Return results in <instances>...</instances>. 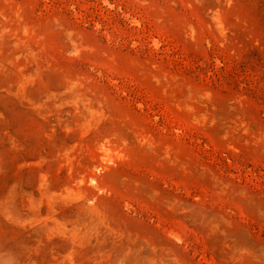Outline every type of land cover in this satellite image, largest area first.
<instances>
[{
	"label": "rangeland",
	"instance_id": "1",
	"mask_svg": "<svg viewBox=\"0 0 264 264\" xmlns=\"http://www.w3.org/2000/svg\"><path fill=\"white\" fill-rule=\"evenodd\" d=\"M0 264H264V0H0Z\"/></svg>",
	"mask_w": 264,
	"mask_h": 264
}]
</instances>
